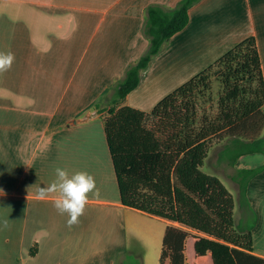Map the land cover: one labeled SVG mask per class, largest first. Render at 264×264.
I'll return each instance as SVG.
<instances>
[{
    "label": "crops",
    "instance_id": "obj_1",
    "mask_svg": "<svg viewBox=\"0 0 264 264\" xmlns=\"http://www.w3.org/2000/svg\"><path fill=\"white\" fill-rule=\"evenodd\" d=\"M180 1L72 5L85 9L82 23L96 25L91 43L95 31L106 27L67 97L63 82L71 88L75 81L62 79L61 29L64 19L66 32H75V17L63 18V0H0V51L15 54L12 69L0 75V264H148L152 252L161 254L168 221L123 204L104 115L117 83L150 47L149 7L172 9ZM250 36L256 37L264 77V0L199 1L187 26L166 42L120 106L153 110ZM108 38L117 43L107 44ZM57 167L70 174L89 172L99 190L72 227L54 208L52 196L38 198ZM247 193L257 214L253 246L264 257V170L250 181ZM157 218L166 225L156 227Z\"/></svg>",
    "mask_w": 264,
    "mask_h": 264
},
{
    "label": "trees",
    "instance_id": "obj_2",
    "mask_svg": "<svg viewBox=\"0 0 264 264\" xmlns=\"http://www.w3.org/2000/svg\"><path fill=\"white\" fill-rule=\"evenodd\" d=\"M199 1L181 0L172 9L149 7L150 47L117 83L104 115L121 200L168 221L159 264H264L253 246L257 214L247 193L249 181L264 167L241 168L234 175L240 204L252 213L249 226L236 222L228 187L202 169L215 136L228 140L221 156L232 165L246 154L264 153V77L256 37L239 42L153 110L120 106L166 42L187 26ZM213 75L223 84L218 112L200 118L199 96Z\"/></svg>",
    "mask_w": 264,
    "mask_h": 264
},
{
    "label": "rangeland",
    "instance_id": "obj_3",
    "mask_svg": "<svg viewBox=\"0 0 264 264\" xmlns=\"http://www.w3.org/2000/svg\"><path fill=\"white\" fill-rule=\"evenodd\" d=\"M86 0H63V8L62 14L63 18H65L69 13L75 17L77 21V25L75 27V32H66V22L63 19V27L61 29L62 37L60 40V48L62 50V61L61 69H62V79H70L73 77L74 83L71 88H66L65 85L67 83L63 82L64 85L62 87L63 95L67 97H71L73 91L75 90L77 84L81 81V76L83 75L84 68L86 67L88 55L91 53L92 49L98 47V43H100L99 38L102 35V31L106 25L104 24L103 28L100 31H95L97 33L96 37L93 36V42L91 43L92 33L95 30V24L86 23L85 20L82 23V19H84L85 9L73 7L72 5H85ZM87 14V13H86ZM72 28H74L72 26ZM111 37V36H110ZM114 37V35H112ZM90 39V40H89ZM107 39V44L115 45L117 41ZM74 51L73 55L68 56L70 50ZM195 74V73H194ZM197 74V73H196ZM194 76V75H193ZM192 76V77H193ZM75 77V78H74ZM191 79V77H190ZM186 82V81H185ZM223 91V84L221 79L217 76H211L210 79V87L206 89L204 94L199 96V113L200 118L205 114H216L218 112V102L219 96ZM264 111V107H263ZM262 135L264 136V128L262 131ZM228 140L227 139H219L215 136L210 142V148L207 158L205 159V164L202 167L203 171L207 173L214 174L218 176L223 183L228 187L235 198V208H234V218L236 222H241L246 226L253 224L252 213L251 210L245 209L240 204V184L237 180L234 179V175L236 174L238 169L241 168H258L264 167V153L263 152H254L250 154H246L239 158L235 165H232L228 160L221 156L222 149L226 146ZM264 170V168H263ZM262 170V171H263ZM260 171L259 173H261ZM257 173L256 175H258ZM255 175V176H256ZM254 176V177H255ZM253 179V178H252ZM251 179V180H252ZM250 180V181H251ZM249 181V183H250ZM248 183V185H249ZM256 212V211H255ZM165 222V221H164ZM161 218H157L154 220V224L156 227H159L164 224ZM161 230V228H160ZM164 233V230H163ZM162 244V241H161ZM162 247V246H161ZM150 261L148 264H159V253L152 252V256H150Z\"/></svg>",
    "mask_w": 264,
    "mask_h": 264
},
{
    "label": "clouds",
    "instance_id": "obj_4",
    "mask_svg": "<svg viewBox=\"0 0 264 264\" xmlns=\"http://www.w3.org/2000/svg\"><path fill=\"white\" fill-rule=\"evenodd\" d=\"M15 54L11 51H0V75L12 69ZM90 195L99 196L95 177L87 171H77L72 174L67 169L55 168V179L45 187L38 190L41 200L53 197V206L61 215H67V225L72 227L79 223V218L84 215L89 203ZM3 227L8 228L7 220Z\"/></svg>",
    "mask_w": 264,
    "mask_h": 264
}]
</instances>
